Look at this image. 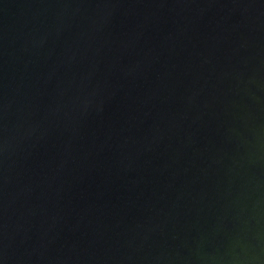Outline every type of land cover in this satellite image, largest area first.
Here are the masks:
<instances>
[{"label":"water","instance_id":"water-1","mask_svg":"<svg viewBox=\"0 0 264 264\" xmlns=\"http://www.w3.org/2000/svg\"><path fill=\"white\" fill-rule=\"evenodd\" d=\"M0 264H264V0H0Z\"/></svg>","mask_w":264,"mask_h":264}]
</instances>
